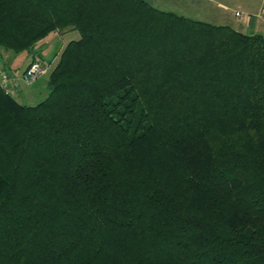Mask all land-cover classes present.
<instances>
[{"label":"trees","instance_id":"1","mask_svg":"<svg viewBox=\"0 0 264 264\" xmlns=\"http://www.w3.org/2000/svg\"><path fill=\"white\" fill-rule=\"evenodd\" d=\"M71 29L44 99L0 86V264H264V34L0 0V49Z\"/></svg>","mask_w":264,"mask_h":264},{"label":"crops","instance_id":"2","mask_svg":"<svg viewBox=\"0 0 264 264\" xmlns=\"http://www.w3.org/2000/svg\"><path fill=\"white\" fill-rule=\"evenodd\" d=\"M238 1L239 5L242 6L241 10L236 9L239 12V19L234 22L229 23H218V24H228L236 30H239L248 34H264V0H216V5L228 10H231V3ZM223 22V21H222ZM57 32L53 31L41 39L36 45V54L33 52H25L22 55L21 60H18L16 56L8 51L0 49V64L3 65L12 75V77H21L27 68L30 61L33 59H40L43 62L50 64H55L59 53L65 46L67 41H64L58 37ZM54 66V65H53ZM38 81V78L28 84L26 91L24 87L21 86L19 90L14 94L21 99L20 102L28 105H33V95L37 88H31L34 83ZM46 89L42 87L41 93L45 94Z\"/></svg>","mask_w":264,"mask_h":264},{"label":"rangeland","instance_id":"3","mask_svg":"<svg viewBox=\"0 0 264 264\" xmlns=\"http://www.w3.org/2000/svg\"><path fill=\"white\" fill-rule=\"evenodd\" d=\"M152 5L155 7L166 10V11H174L178 14L185 15L190 18L207 21L211 23H229L234 22L239 19V15L235 14V10H241L242 6L239 5L238 1H234L231 3V10L224 9L218 5H216V0H148ZM223 21V22H222ZM53 32V31H52ZM58 34V37L64 41H68L69 39H75L79 37V32L75 29L67 30V31H55ZM62 37V38H61ZM37 45L34 47V52L37 53L35 50ZM3 50V49H2ZM18 60H21L22 55L25 54V52L21 53H13L11 51H8ZM53 63L49 65L48 72L45 74H42L38 77V81L32 85L31 88H37L36 91H34L33 95V102L34 104L38 103L44 97L46 96L48 89H47V79L50 70L53 67ZM22 76V75H21ZM21 86L24 87V90L26 91V88L28 84H25L24 82H20ZM27 85V86H26ZM42 87L46 89L45 94L41 93ZM16 98L21 101L20 98L16 96Z\"/></svg>","mask_w":264,"mask_h":264},{"label":"built area","instance_id":"4","mask_svg":"<svg viewBox=\"0 0 264 264\" xmlns=\"http://www.w3.org/2000/svg\"><path fill=\"white\" fill-rule=\"evenodd\" d=\"M239 15V12H236ZM49 64L40 59H33L28 64L21 77H12L11 73L0 64V86L8 93L15 94L20 88V82L31 84L40 75L48 72Z\"/></svg>","mask_w":264,"mask_h":264}]
</instances>
